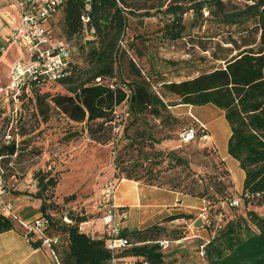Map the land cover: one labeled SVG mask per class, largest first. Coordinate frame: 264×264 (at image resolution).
Here are the masks:
<instances>
[{
    "label": "rangeland",
    "instance_id": "rangeland-1",
    "mask_svg": "<svg viewBox=\"0 0 264 264\" xmlns=\"http://www.w3.org/2000/svg\"><path fill=\"white\" fill-rule=\"evenodd\" d=\"M134 1L149 5L164 2L167 5L171 0ZM230 1L231 4L244 6L248 0ZM142 12L128 16L124 37L126 54L116 63L113 81L121 86L122 82L130 85L138 79H149L153 92L163 95L168 104H177L180 98L167 93L162 87L163 81L181 82L223 67V59L237 55L239 51L236 48L244 50L247 42H256L253 45L255 49L260 46L259 33L252 30L251 22L232 27L215 22H197L194 25L192 13H188L184 20L186 33L190 35L170 41L162 36L161 16L145 17L141 15ZM54 22L53 38L63 40L59 19ZM248 27L249 32H245L244 29ZM86 37L89 38L88 35ZM4 40V49L0 54V87L11 81L12 67L23 60V51L18 45L15 42L7 44L8 40ZM67 44L75 62L80 67L85 66V54L80 51V45L76 46L74 40ZM43 91L50 96L41 105L29 100L22 101L21 98L13 103L0 94V145L8 144L9 140H14L17 145V154L1 161L6 190L3 201L13 205L17 219L10 218L17 228L26 233L25 225L33 221L36 215L42 214L39 211L41 202L34 197L40 172H51L59 178L49 202L65 210L85 213L100 225L104 224L102 218L107 209L103 202L105 184L110 181L117 183L129 177L141 183L176 189L193 197L203 194L211 201L212 205L207 206V210H197L195 214L188 215L196 217L192 222L181 219L171 224L175 227L170 230L180 231L182 236L188 237L170 242L169 247L165 248V253L171 255L167 261L176 258L178 261L175 264H207L199 252L204 238L192 237L191 228L194 232L207 229L206 217L214 226L222 210L217 200L213 201V198H221L215 194L216 182H233L239 189L244 175L238 161L228 153L230 126L224 112L212 104L172 106L161 117H155L148 111L139 119L131 117L124 133H121L122 130L119 133L120 140H116V137H112L111 125L102 129L100 121L75 123L60 111L57 100L70 96L63 86L53 84ZM115 91V109L123 114L126 103L119 101L118 96L122 93L119 87H115ZM193 117L206 126L209 138L184 142L181 134L193 123L190 119ZM223 157L232 177L225 175V163L221 161ZM232 188L233 185L228 190L230 195L239 196L242 193ZM30 196L34 198L35 205L20 207V203ZM248 210L263 214L264 206L251 201L237 209L225 206L222 212L226 219H232L238 215L246 216ZM50 214L57 215L55 210H50ZM198 219L204 221L202 228L194 226ZM172 254L175 255L173 258Z\"/></svg>",
    "mask_w": 264,
    "mask_h": 264
},
{
    "label": "trees",
    "instance_id": "trees-1",
    "mask_svg": "<svg viewBox=\"0 0 264 264\" xmlns=\"http://www.w3.org/2000/svg\"><path fill=\"white\" fill-rule=\"evenodd\" d=\"M86 4V0H65L49 25L53 36L52 24L59 19L61 39L66 43L74 40L76 46L80 45L79 49L85 54L86 60L85 66L80 67L71 54L72 61L68 67L70 74L53 83L60 84L70 94L57 100L56 105L60 111L75 123L100 121L102 129L109 125L113 128V125L121 126L123 134L131 117L139 119L148 111L155 117H161L172 106L212 104L224 112L231 132L228 153L245 172L243 191L239 196L228 193L232 185L235 190L233 182L226 184L220 180L215 184V194L221 198H213V201L217 200L222 210L225 206L231 209L244 207L251 201L264 206V0H248L244 6L231 4L230 0H171L167 5L164 2L149 5L134 0H92L89 12ZM137 11H143L141 15L145 17L161 16L162 36L170 41L190 35L186 33L184 20L188 13H192L194 25L197 22H215L232 27L251 22L252 30L259 33L260 46L255 49L253 45L256 42H247L244 50L236 48L239 51L237 55L223 59V67L181 82L163 81V89L180 98L179 103L168 104L163 95L153 92L149 79H138L130 85L122 82L121 86L113 81L116 77V63L126 54L124 37L128 16ZM83 17H88L89 21L84 23ZM249 29L245 28L244 31L249 32ZM84 39L85 43L81 44ZM53 84L28 82L21 90L22 101L38 102L40 105L45 103L50 94L43 89ZM115 87H119L122 92L118 96L119 101L126 103L123 114L115 109ZM128 91L131 92L129 97ZM117 118H120V124H113ZM190 119L193 123L183 133L193 130V139L202 138L208 133L195 117ZM119 133L113 129L112 137L120 140ZM16 154L17 145L14 140L0 145V179L3 181L1 161ZM225 171V175L231 177L226 165ZM128 180L139 182L129 177ZM37 183L34 197L40 200L39 211L42 213L38 218L46 220V225L35 231L33 220L24 233L10 217L0 214V233L16 230L24 234L35 249L46 246L45 238L57 239V243L47 246L55 264H113V261L118 264L177 263L176 258L167 261L171 255L166 254L165 250L169 246L165 249L162 243L186 239L188 236H182L180 231L170 230L175 227L171 226V222L194 217L171 216L162 224L141 230L128 231L121 228L118 237L127 239L128 244L112 251L107 246L108 234L97 237L81 228L82 224L90 220V216L65 210L49 202L59 183L57 175L40 172ZM197 197L205 201L206 210L207 206L212 205L203 194ZM235 200H238V204L234 203ZM124 209L118 208V211L125 212ZM50 210H55L57 215L50 214ZM222 210L214 226L206 217L205 225L210 232V239L202 241L200 247L203 246L202 257L207 264H264V213L248 210L246 216L226 219ZM174 256L172 254V258Z\"/></svg>",
    "mask_w": 264,
    "mask_h": 264
},
{
    "label": "built area",
    "instance_id": "built-area-1",
    "mask_svg": "<svg viewBox=\"0 0 264 264\" xmlns=\"http://www.w3.org/2000/svg\"><path fill=\"white\" fill-rule=\"evenodd\" d=\"M64 1L17 0L19 22L12 27L9 42H15L23 51V60L12 67L10 71L11 81L0 87V94L8 101L19 102L22 87L30 81L53 84L70 74L68 70L72 61L70 47L65 41L54 39L49 30L52 19ZM86 3V10L89 12L92 0H86ZM83 21L86 23L89 18L83 17ZM3 49L4 47L0 44V54ZM97 81H100V79H97ZM130 95L131 92L128 91L127 97ZM116 121L113 124H120V118H117ZM113 126L116 132L122 130L121 126ZM201 126L207 130L205 125L201 124ZM193 138V130L181 134V139L184 142L191 141ZM202 138L204 140L209 137L206 134ZM104 187L103 202L106 204L107 209L102 219L108 228L107 246L110 250L115 251L128 244L127 239L118 237L121 222L126 218V214L125 212H119L118 208L112 204L111 198L114 196L116 183L110 181ZM4 193H6L5 185L3 180L0 179V214L17 219L13 211V205L3 201ZM234 203L238 204V200H235ZM46 223L47 221L44 219L35 218L33 227L35 231H38ZM25 226L28 227V225ZM44 243L50 247L52 243H57V239L45 238ZM162 244L164 248L169 246L168 242ZM200 254L201 256L204 255L203 246L200 248ZM113 264L118 263L113 261Z\"/></svg>",
    "mask_w": 264,
    "mask_h": 264
},
{
    "label": "crops",
    "instance_id": "crops-1",
    "mask_svg": "<svg viewBox=\"0 0 264 264\" xmlns=\"http://www.w3.org/2000/svg\"><path fill=\"white\" fill-rule=\"evenodd\" d=\"M16 3L17 0H0L1 45L4 43V39L8 40L7 44L9 43L11 29L19 22ZM225 159L223 157L222 161H224L226 169L229 170L232 177V172L228 169ZM244 180L245 172L241 188L237 189L235 186L237 192L243 191ZM111 199L112 204L117 208H125L126 218L122 220L121 228L128 231L141 230L151 225L162 224L165 219L173 215H193L197 210L202 211L205 209V201L201 198L183 194L172 188L128 179H121L116 183V190ZM33 200L34 198L30 196L28 200H24L19 206L33 207L35 205ZM39 216L36 215L35 218ZM194 218L196 219V217ZM192 220L194 219H189L191 222ZM177 221L179 222V220H176L171 223L175 224ZM81 228L97 237H104L108 234V228L105 224L100 225L99 222L96 223L91 219L82 224ZM191 234L192 237L204 238V241L210 239V232L206 228L196 230V232L191 228ZM0 264H55V261L47 246L35 249L24 234L11 230L0 233Z\"/></svg>",
    "mask_w": 264,
    "mask_h": 264
},
{
    "label": "water",
    "instance_id": "water-1",
    "mask_svg": "<svg viewBox=\"0 0 264 264\" xmlns=\"http://www.w3.org/2000/svg\"><path fill=\"white\" fill-rule=\"evenodd\" d=\"M194 226H195L196 228H202V227L204 226V221H203L202 219H198V220L195 222Z\"/></svg>",
    "mask_w": 264,
    "mask_h": 264
}]
</instances>
